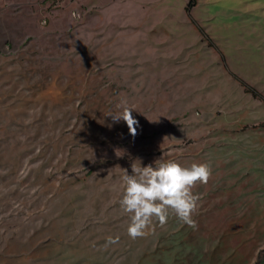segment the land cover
Listing matches in <instances>:
<instances>
[{"label":"rangeland","instance_id":"374dc122","mask_svg":"<svg viewBox=\"0 0 264 264\" xmlns=\"http://www.w3.org/2000/svg\"><path fill=\"white\" fill-rule=\"evenodd\" d=\"M263 125L264 0H0V264H264ZM161 157L211 168L195 226L132 239Z\"/></svg>","mask_w":264,"mask_h":264},{"label":"clouds","instance_id":"9594fccd","mask_svg":"<svg viewBox=\"0 0 264 264\" xmlns=\"http://www.w3.org/2000/svg\"><path fill=\"white\" fill-rule=\"evenodd\" d=\"M75 15V14H74ZM134 108L124 106L117 114H109L114 122L124 121L129 133L137 135L138 121L133 117ZM140 164V162H139ZM123 176L121 208L129 215L128 235L132 239L142 237L156 218L161 225L167 222L169 211L189 226H195L192 219L199 199L192 188L206 184L211 177V168L206 163H193L183 167L173 160L160 159L144 167L131 165L132 174Z\"/></svg>","mask_w":264,"mask_h":264},{"label":"trees","instance_id":"16d2710c","mask_svg":"<svg viewBox=\"0 0 264 264\" xmlns=\"http://www.w3.org/2000/svg\"><path fill=\"white\" fill-rule=\"evenodd\" d=\"M188 12V11H187ZM201 34H202V32H201ZM251 92V94H253V96H255V97H258L259 95H257V93H255L254 91H250ZM263 128H264V125H263Z\"/></svg>","mask_w":264,"mask_h":264}]
</instances>
